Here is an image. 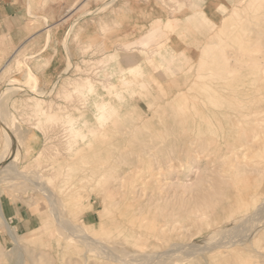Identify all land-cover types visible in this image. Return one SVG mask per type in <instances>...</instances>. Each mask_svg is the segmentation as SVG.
<instances>
[{
	"label": "rangeland",
	"instance_id": "374dc122",
	"mask_svg": "<svg viewBox=\"0 0 264 264\" xmlns=\"http://www.w3.org/2000/svg\"><path fill=\"white\" fill-rule=\"evenodd\" d=\"M107 1L74 2L73 30L112 10ZM137 12L120 19L122 49L151 59L162 24ZM197 24L212 32L199 61L114 67L93 49L94 20L73 36L89 47L50 83L37 75L46 64L26 57L0 66V198L24 218L0 213V264H264V0ZM102 32L107 52L114 33ZM27 73L42 97L23 89ZM9 81L21 88L5 90Z\"/></svg>",
	"mask_w": 264,
	"mask_h": 264
},
{
	"label": "crops",
	"instance_id": "0c3cea01",
	"mask_svg": "<svg viewBox=\"0 0 264 264\" xmlns=\"http://www.w3.org/2000/svg\"><path fill=\"white\" fill-rule=\"evenodd\" d=\"M77 1L0 0V66L14 58L20 60L26 57L29 61H35L36 64H46L43 70L37 72V75L40 83H50L56 79L61 67L67 64V61L76 59L78 49L82 51L89 47L88 42H81L80 48L75 47L73 36L76 29L81 30V34L86 31L89 23H94V20L97 42L93 49L102 60L111 59L114 67L125 65L130 61H199L200 51L210 43L212 34L208 26L198 27L200 16H204L208 21H214L216 17H223L235 3L241 0H176L180 7L171 6V10L168 5L156 6L153 0H114L112 10L76 18L78 22L76 29L73 30L75 22L73 16L68 19V13ZM221 9L225 10V14L221 13ZM137 10H140L142 16L155 18L154 22L162 24L158 34L160 36L156 41L162 48L158 51L153 48L156 44H150V50L156 51V55L151 59L138 53L141 46H133L130 51L122 49L120 19L128 18L131 22V19L138 14ZM174 10L176 17L168 19L169 12ZM147 26L146 34H149V25ZM104 29L112 30L114 33L112 46L107 52L104 50L106 45L102 32ZM134 34H136L135 28L124 29L123 35L128 36L126 41L129 43L133 42ZM147 41L141 43L146 44ZM65 43H67V49ZM135 48L138 49L137 53L133 50ZM192 51L198 53L196 58L192 56ZM144 64L146 65V62ZM149 72L152 75L160 73V71L152 72V70ZM22 211L23 209L16 208L0 198V213L3 218L18 215L20 217L18 222L21 223L24 220ZM26 222L28 223L29 220Z\"/></svg>",
	"mask_w": 264,
	"mask_h": 264
},
{
	"label": "bare ground",
	"instance_id": "6f19581e",
	"mask_svg": "<svg viewBox=\"0 0 264 264\" xmlns=\"http://www.w3.org/2000/svg\"><path fill=\"white\" fill-rule=\"evenodd\" d=\"M107 1V0H106ZM109 1V0H108ZM107 1V2H108ZM111 1V0H110ZM104 2V1H103ZM106 2V3H107ZM113 2V1H112ZM106 3H104V4H106ZM103 4V5H104ZM108 4L109 3H107L106 5L108 6ZM105 5V6H106ZM102 6V5H101ZM100 6V7H101ZM104 6V7H105ZM97 10H98V8H97ZM260 26V25H259ZM71 27V26H70ZM72 28V27H71ZM48 35V34H47ZM49 36V35H48ZM48 38V37H47ZM49 39V38H48ZM214 46H217L216 44L214 45ZM16 52V51H15ZM217 52V51H216ZM217 56H218V54H217ZM215 57V56H214ZM220 57V56H219ZM219 57L215 60V61H218L219 60ZM263 58V57H262ZM220 61V60H219ZM246 61H260V58L259 59H257L256 57H253V58H251V59H247ZM263 61H264V58H263ZM246 63V62H245ZM260 63V62H259ZM5 65V64H4ZM243 65V64H242ZM250 65V64H249ZM7 66V65H6ZM251 66V65H250ZM262 66H263V64H262ZM69 67H70V65L68 66V68L64 71V72H62L63 73V75H65V76H67L66 74H67V72L69 71ZM252 67V66H251ZM260 67V66H259ZM259 67H258V69H259ZM244 68V67H243ZM249 68V67H248ZM231 69H234V68H231ZM262 70V69H261ZM70 72V71H69ZM227 72V71H226ZM261 73V72H260ZM69 74V73H68ZM226 75V74H225ZM253 75H257V73H253L250 77H253ZM34 76H32L30 73H27L26 74V79H25V82L23 83V86L22 87H24L23 89H25L26 91H31V93H32V95H33V98L34 97H42V93L40 94L37 90L35 91L34 89H35V87H34V85L32 86L30 83L34 80H36V79H34L33 78ZM67 78V77H66ZM228 78V77H227ZM264 78V77H263ZM213 79V78H212ZM31 81V82H30ZM214 81V80H213ZM261 83V86L262 85H264V83H263V80L262 81H260ZM33 83H35V82H33ZM90 83V82H89ZM88 83V84H89ZM223 83V82H222ZM256 83V79H252V78H250V86H254V84ZM259 84V85H260ZM54 85V84H53ZM259 87V86H258ZM264 87V86H263ZM17 88H21V86L19 85V84H17V82L16 81H9L8 83H6V88H5V90H15V89H17ZM88 88V87H87ZM257 89V88H256ZM243 91H245L244 89H243ZM7 91H5V93H6ZM257 92V91H256ZM12 93H14V92H12ZM241 93V92H240ZM4 94V93H3ZM7 94V93H6ZM248 94H249V92H248ZM2 95V94H1ZM5 95V94H4ZM3 95V96H4ZM47 95V94H46ZM246 95H247V93H246ZM2 98V97H1ZM234 98V97H233ZM236 98V97H235ZM238 100V99H237ZM37 101V100H36ZM231 101H233V100H231ZM244 102V101H243ZM245 103V102H244ZM104 104V103H103ZM106 105V104H105ZM244 106V105H243ZM232 107H234V106H232ZM104 108V105L102 106V109ZM105 109V108H104ZM234 109V108H233ZM100 111H102L101 109H100ZM207 118V117H206ZM10 122V121H9ZM4 130H6V129H4ZM228 134V133H227ZM12 135H10V131L8 132V133H6L5 134V139L4 140H6V146H7V148H9V146H11V143H12V141H13V139H12ZM5 147V146H4ZM14 154H15V152H14ZM4 155V154H3ZM13 155V154H12ZM5 157V156H4ZM3 157V158H4ZM8 159V163L10 164V161H11V159H10V156L7 158ZM8 164V166L5 168V171H8V170H10V168H12V165H9ZM13 170V169H12ZM15 170V169H14ZM11 171V170H10ZM16 172V171H15ZM9 174V173H8ZM16 177H18V176H16ZM1 178L2 177H0V180H1ZM4 178V177H3ZM2 178V179H3ZM8 178V177H7ZM42 188V187H41ZM44 191V190H43ZM47 192V191H46ZM263 192V191H262ZM259 193V192H258ZM213 195H211V197H212ZM217 196V195H216ZM210 197V198H211ZM214 198H215V196H213ZM209 198V197H208ZM204 199H206V197L204 198ZM207 200V199H206ZM214 200H216V199H214ZM220 200V199H219ZM264 199H262V201H263ZM203 201V200H202ZM205 201V200H204ZM216 201H218V200H216ZM216 201H214V202H216ZM213 202V201H212ZM220 202V201H219ZM201 203V202H200ZM211 204V203H210ZM217 204V203H216ZM222 204V203H221ZM260 204V203H259ZM204 205H205V203H204ZM209 205V204H208ZM212 205V204H211ZM215 205V204H214ZM220 205V204H219ZM218 205V206H219ZM212 207V206H211ZM217 207V206H216ZM208 209V208H207ZM257 209V208H256ZM256 211V210H255ZM258 211V210H257ZM260 211V210H259ZM261 213V212H260ZM262 214V213H261ZM260 214V215H261ZM253 216V215H252ZM258 216V215H257ZM250 219V218H249ZM241 220V219H240ZM239 219H238V221H240ZM249 222H250V220H249ZM248 222V223H249ZM239 223V222H238ZM264 223V222H263ZM262 223V224H263ZM66 224V223H65ZM243 225V224H242ZM68 227V226H67ZM236 227V226H235ZM69 228V227H68ZM234 228V227H233ZM244 228V227H243ZM4 229H5V231L8 233V235L10 236V238H11V240L14 242V243H16L17 242V240H16V237H15V235H14V233H13V231L9 228V226L8 227H6V226H4ZM74 229H76L75 227H74ZM247 229V228H246ZM68 230V229H67ZM69 231H71V229H69ZM77 231H78V228H77ZM75 232V231H74ZM79 232H80V230H79ZM241 232V231H240ZM70 233V232H69ZM68 233V234H69ZM72 233V232H71ZM81 233V232H80ZM235 233V232H234ZM254 233V232H253ZM77 234V236H79L78 234L79 233H76ZM81 235V234H80ZM84 235H86L85 233H84ZM83 235V236H84ZM80 237V236H79ZM82 237V236H81ZM240 237V236H239ZM82 239V238H81ZM223 239V238H222ZM86 240V239H85ZM87 242V241H86ZM85 242V243H86ZM218 242V241H217ZM227 244V243H226ZM116 246V245H115ZM172 246V245H171ZM103 247H105V246H103ZM106 249H107V247H105ZM228 248V247H227ZM182 249V248H181ZM198 249V248H197ZM200 250V249H199ZM208 250V249H207ZM164 251V250H163ZM177 251V250H176ZM185 251H187V250H185ZM109 254V253H108ZM162 254V253H161ZM146 255V254H145ZM123 257V256H122ZM142 257H143V255H142ZM125 258V257H124ZM140 258V257H139ZM139 258H137V259H139ZM142 259V258H141ZM168 260V259H167ZM170 260V259H169ZM113 261V260H112ZM158 263H159V261H158ZM164 263V262H163ZM168 264V263H167Z\"/></svg>",
	"mask_w": 264,
	"mask_h": 264
}]
</instances>
